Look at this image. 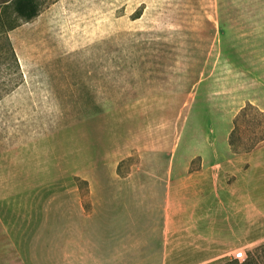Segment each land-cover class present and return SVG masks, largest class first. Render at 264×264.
Here are the masks:
<instances>
[{
	"label": "rangeland",
	"instance_id": "obj_1",
	"mask_svg": "<svg viewBox=\"0 0 264 264\" xmlns=\"http://www.w3.org/2000/svg\"><path fill=\"white\" fill-rule=\"evenodd\" d=\"M21 1L0 0V264H28L18 235L49 207L124 192L142 226L145 191L191 159L215 182L206 240L171 264L264 243V140L230 149L239 112H264V0H31L32 18ZM246 111L243 146L264 134Z\"/></svg>",
	"mask_w": 264,
	"mask_h": 264
},
{
	"label": "crops",
	"instance_id": "obj_2",
	"mask_svg": "<svg viewBox=\"0 0 264 264\" xmlns=\"http://www.w3.org/2000/svg\"><path fill=\"white\" fill-rule=\"evenodd\" d=\"M256 150L244 154L254 155ZM192 161L185 165L187 174L169 179L167 192L145 191L140 227L124 192L105 194L108 200L96 203L89 212L79 201L46 208L41 223L30 222L26 234L20 229L23 235H18L24 236L21 251L28 264H133L135 255L141 264L175 263L183 240H196L195 246L206 240L202 227L215 191L206 160L202 169L189 171ZM146 199L153 201L150 204ZM190 224L194 226L189 228Z\"/></svg>",
	"mask_w": 264,
	"mask_h": 264
},
{
	"label": "trees",
	"instance_id": "obj_3",
	"mask_svg": "<svg viewBox=\"0 0 264 264\" xmlns=\"http://www.w3.org/2000/svg\"><path fill=\"white\" fill-rule=\"evenodd\" d=\"M17 9L22 15H25L28 18H32L35 15H37L36 6L33 4V2L31 0L21 1L20 5ZM248 107L255 109L257 112L259 120H257V123L255 122V124L260 129H262V125H264V112L257 110L250 103L248 105H246L243 108V110H241L239 112V114L236 116L235 121H234L235 127L232 130L231 135H230V145H231V149L234 153L248 152L251 149H254L257 143L264 140V134L261 133L260 131H259L260 134L258 135L256 140L254 141V143L251 145H248V146H243L241 144H238V141H236V139H235V135H236L238 127H239L238 120L240 118L242 119L243 117L244 118L246 117V115L248 114L246 111V108H248ZM263 254H264V243L260 244L259 246H256L252 252L250 251L244 260L235 258V260H236L235 264H263L259 260V258L260 259L262 258ZM262 261H263V259H262Z\"/></svg>",
	"mask_w": 264,
	"mask_h": 264
},
{
	"label": "built area",
	"instance_id": "obj_4",
	"mask_svg": "<svg viewBox=\"0 0 264 264\" xmlns=\"http://www.w3.org/2000/svg\"><path fill=\"white\" fill-rule=\"evenodd\" d=\"M238 259L244 260L246 258V254L244 250H240L236 253V257Z\"/></svg>",
	"mask_w": 264,
	"mask_h": 264
}]
</instances>
